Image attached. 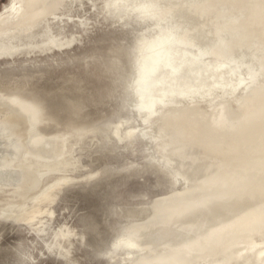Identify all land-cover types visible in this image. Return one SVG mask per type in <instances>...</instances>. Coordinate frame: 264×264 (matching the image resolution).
<instances>
[{
	"label": "water",
	"instance_id": "water-1",
	"mask_svg": "<svg viewBox=\"0 0 264 264\" xmlns=\"http://www.w3.org/2000/svg\"><path fill=\"white\" fill-rule=\"evenodd\" d=\"M0 264H264V0H0Z\"/></svg>",
	"mask_w": 264,
	"mask_h": 264
}]
</instances>
